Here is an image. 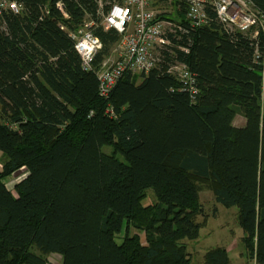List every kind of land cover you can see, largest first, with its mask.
<instances>
[{
  "label": "trees",
  "instance_id": "trees-1",
  "mask_svg": "<svg viewBox=\"0 0 264 264\" xmlns=\"http://www.w3.org/2000/svg\"><path fill=\"white\" fill-rule=\"evenodd\" d=\"M6 1L20 10L0 13V264H48L50 252L63 264H190L203 183L217 204L238 207L248 255L264 264L261 41L227 31L212 7L194 27L185 0H151L175 24L170 45L104 98L62 28L99 21L96 0ZM250 1L264 14V0ZM93 31L97 67L120 34ZM177 62L195 79L193 96L169 71ZM20 169L24 178L6 185ZM204 259L229 264L225 247Z\"/></svg>",
  "mask_w": 264,
  "mask_h": 264
},
{
  "label": "built area",
  "instance_id": "built-area-1",
  "mask_svg": "<svg viewBox=\"0 0 264 264\" xmlns=\"http://www.w3.org/2000/svg\"><path fill=\"white\" fill-rule=\"evenodd\" d=\"M99 21L84 17L80 27L62 28L74 39V48L86 70H97L99 92L107 98L113 87L125 72L148 73L161 60V51L170 45L169 34L175 24L159 16L160 10L151 5V0H96ZM186 19L200 27L208 22V7L217 14L218 21L229 32H250L251 37L261 41L255 44L254 57L264 60V14L256 10L250 0H185ZM57 7L63 10V3ZM3 8L14 12L20 10L15 1L0 0V13ZM104 30L115 29L120 40L110 55L95 66V59L102 49L100 38L94 33L95 26ZM184 80V87L191 96L196 94L195 79L184 63H174L168 67Z\"/></svg>",
  "mask_w": 264,
  "mask_h": 264
},
{
  "label": "rangeland",
  "instance_id": "rangeland-1",
  "mask_svg": "<svg viewBox=\"0 0 264 264\" xmlns=\"http://www.w3.org/2000/svg\"><path fill=\"white\" fill-rule=\"evenodd\" d=\"M236 122L242 125L244 123L243 116L237 115ZM103 151L112 153V147L106 145L103 147ZM118 156L121 160H125L121 155ZM24 174L23 169L16 171L7 179L6 185L12 187V184L24 178ZM152 200L149 198L148 202ZM200 205L203 214L198 219L201 223L199 237L191 241L185 240L191 257L190 264H204L206 252L216 247L227 249L229 264H258L255 259L250 258L245 248L244 231L238 219V207L227 208L217 204L212 190L204 183L200 191ZM142 238L144 239V234H142ZM33 250L41 253L37 248H33ZM45 257H47L48 264H63L62 256L58 253L50 252L45 254Z\"/></svg>",
  "mask_w": 264,
  "mask_h": 264
}]
</instances>
